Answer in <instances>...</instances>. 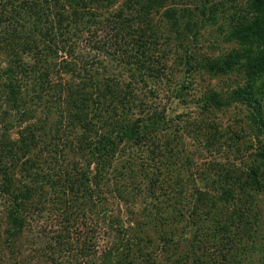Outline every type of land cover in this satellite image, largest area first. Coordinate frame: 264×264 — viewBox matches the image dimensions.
<instances>
[{"label": "trees", "instance_id": "16d2710c", "mask_svg": "<svg viewBox=\"0 0 264 264\" xmlns=\"http://www.w3.org/2000/svg\"><path fill=\"white\" fill-rule=\"evenodd\" d=\"M119 1L0 0V124L12 114L21 129L34 118L33 107L48 114L18 131L15 140L9 137L8 128L0 136V198L9 205L5 231L9 243L22 236L31 210L54 195L64 199L69 209L64 234L75 221L70 210L77 211V264H91L97 255V230L103 221L97 226H90L89 221L91 211L103 206L101 187L109 176L121 177L127 170L129 174L138 172L131 158L127 163H117L126 151L122 146H148L156 171L145 176L144 195L153 209H145L141 220L135 221L133 237L124 230L125 238L122 235L119 246L106 255L103 264H254L251 249L243 244L251 241L253 247L263 225L258 199L264 195V0H247L245 8L232 9L225 37L238 47L202 67L213 77L236 74L241 80L228 99L213 94L204 108L222 110L238 104L245 110L248 127L229 139L238 147L244 167L238 172L213 169L199 175L201 185L194 181L191 193L179 163L161 162L166 152L174 151L171 143L163 148L158 142L163 118L156 115L155 119H144L152 98L157 96L156 89L150 90L151 97L138 96L140 84L147 87L148 81L160 84L166 78V68L158 56L159 41L164 37H157L150 26L151 12L162 1L170 0H132L128 5L138 6L134 15L127 18L117 12L115 20H110L112 15L106 18L104 24L111 26L113 38L96 42L92 49L117 57L120 69L129 74V82L122 73L100 77L84 67L82 75H77V69L65 63L64 70L76 74L78 83L56 84L51 79L57 68L50 61L67 47L48 44L77 34L78 25L102 24L101 12ZM198 1L201 5H196L195 12L181 11L183 19L190 16L186 29L194 24L200 30L218 22L217 1ZM56 104L66 109L57 105L56 110ZM53 113L57 116L51 123L49 115ZM207 128L210 133L203 137L206 149L218 153L227 133L215 132L214 126ZM244 130L252 135L250 143ZM69 151L77 153V162L65 160ZM131 174L129 178L134 179ZM136 196L129 198L135 201ZM102 214L110 218L108 210ZM104 224L110 227L115 223ZM187 235L193 237L187 239ZM57 239L60 247L72 249L65 235Z\"/></svg>", "mask_w": 264, "mask_h": 264}, {"label": "rangeland", "instance_id": "374dc122", "mask_svg": "<svg viewBox=\"0 0 264 264\" xmlns=\"http://www.w3.org/2000/svg\"><path fill=\"white\" fill-rule=\"evenodd\" d=\"M131 1L120 0L109 11L101 12L99 19L102 24L92 25V27L91 24L86 25L87 28L78 25L77 34L63 40H56L55 45L48 44L50 47H67L64 51H59L57 58L50 61L57 68L52 71L54 77H51L56 84L78 83L76 74L73 75L64 70L66 65H62L63 63L70 64L69 66L73 70L76 68L77 75H82L83 69L86 68L94 76L112 78L113 75L122 73L125 81H130L129 74L121 70L117 57H107L92 47L96 45V42L101 43L113 38L111 32L114 31H111V26L104 24L107 17L112 15L110 20H115L117 12H123L124 17L127 18L135 14L134 11H137L138 6L134 7L135 4L129 6ZM196 1L198 0L162 1L160 5H157L158 8L151 12V18H153L151 30L157 37H161V35L164 37L159 41L161 46H158L160 52L158 56L162 59L160 63H163L166 68V78L160 84L145 79L148 81L147 87L140 84L138 89V96L141 98L151 97V89L157 91V96L152 98L153 101L149 104L152 106L148 112L149 115L144 119H155L156 115L163 118V123L157 132L158 142L163 148L168 145L167 143H171L174 151L166 152L167 154L161 162L170 161L174 165L179 163L186 180L188 193L193 192L194 181L200 186L202 178L200 176L209 174L210 170L231 169L238 172L239 169H243L244 165L239 158L238 147L233 145L229 139L234 133H239L240 129L248 127L245 110L238 104L222 110L210 108L207 111L204 108L206 100L213 94L219 93L224 99H228L231 91L241 83L239 76L234 74L228 77H213L202 68L238 47L236 43L228 42L225 37L230 24L228 16L233 13V8L236 11L239 8H245L247 0H216V3L220 5L219 14H217L219 19L216 25L210 24L199 30L193 24L197 19L196 16L194 20H191L193 28L186 29V21L190 16L183 19L181 11L188 9L189 12H195L196 5H201L199 1ZM174 11H176V15L172 16ZM168 12L171 17L167 15ZM94 27L101 29L95 30ZM88 30H91V34ZM92 33H94V37ZM154 48L157 49V47ZM164 52H166L165 56L162 54ZM54 59L56 61H53ZM2 64L6 65L5 62ZM62 89L63 87L58 88V90ZM57 105H55L56 110L58 107L61 110L66 109L65 105H58V107ZM33 112L35 113L34 118L25 123L21 129L16 124L17 116L7 114V119L0 124V136L8 128L11 131L9 137L11 136V139L15 140L18 138V131L25 129L28 125L38 123L39 119L48 115L39 107H33ZM55 113L49 115V122H54L53 119L55 120L57 116ZM207 126L217 127L216 130L212 129L211 131L227 133L224 134L226 142L218 153L206 149L203 137L210 133ZM244 131L243 135H246L247 141L250 143L252 135L248 130ZM122 148L126 151L121 154L117 163H127L131 158L130 160L135 163V171L138 172L130 173L134 179L129 178L128 170L124 171L121 177L117 174L109 176V180L104 182V187H101L103 191L100 203L103 206L100 208V212L96 209V211L94 209L91 211V221H89L90 226L91 224L97 226L99 220L103 221L101 229L97 230V255L91 264L105 263L106 255L119 246L124 236V230L129 233L130 237H133L135 221L141 220L145 209L150 207L153 209L151 201L144 195L147 187L145 176L149 172L153 174L156 171L150 148L148 146L131 148L125 145ZM64 158L70 162H77L78 156L77 153L69 151ZM168 180L170 179L167 178L166 181L168 182ZM136 187L140 190H135ZM132 194H137V199L134 197L135 201L129 198ZM121 197L126 198L123 200ZM258 201L263 225L261 231L255 236L254 246H250L251 241H245L243 246L251 249L252 259L253 257L255 259L254 264H264V195L260 196ZM8 207L9 205L0 198V264H77V211L70 210L71 214L75 216L73 218L75 221L69 224V230L64 234V225H66L65 221L69 214L64 199L48 195L38 208L31 210L28 214V224L22 236L11 243L5 234ZM105 209L109 211L110 218L103 216L102 212ZM105 221L115 224L106 227ZM188 231L191 234L193 232L190 229ZM152 234L154 235L153 232ZM61 235H65L67 241L74 245L71 250H65L64 247L57 244L59 241L57 238ZM192 235L185 237L191 239ZM156 237L154 235V238Z\"/></svg>", "mask_w": 264, "mask_h": 264}]
</instances>
